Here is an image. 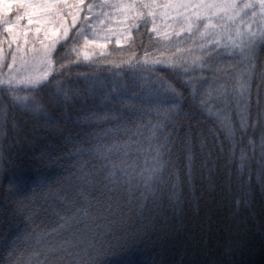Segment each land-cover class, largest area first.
<instances>
[{"label": "trees", "instance_id": "16d2710c", "mask_svg": "<svg viewBox=\"0 0 264 264\" xmlns=\"http://www.w3.org/2000/svg\"><path fill=\"white\" fill-rule=\"evenodd\" d=\"M168 1L146 0L160 6L138 9L145 18L148 11L156 13L146 24L125 10L132 0H23L33 5L23 9L15 6L20 0L0 3V20L11 22L0 23V79L21 81L13 77V67H35L33 61H41L44 48L66 28L67 41L60 40L51 49L53 67L82 62L85 54L93 57V66L81 63L54 80L50 77L52 83L63 81L72 90L66 102L57 103L52 88L29 93L23 84L16 86L20 96L35 95L43 112L24 108L0 87V264H264V43L257 40L252 53L232 57L226 55L232 49L222 47L229 35L239 43L237 31L264 32L259 0H236L241 7L245 3L254 7L246 16L220 21L211 37L220 41L221 47L215 49L198 32H182L186 26L175 17H163L162 5ZM46 3L66 7L50 15L41 7ZM17 15L22 18L17 20ZM136 23L141 27L132 30ZM78 30H84L87 43L77 37ZM145 53L151 60L169 58L149 79L182 93L177 109L181 114L167 121L158 115L152 89L136 101L138 116L126 114L120 122L88 119L112 110L102 103L99 92L89 95L93 81L85 80V75L107 82L111 72L118 71L111 64ZM209 54L210 65L232 73L220 78L229 89L235 75L250 76L243 128L242 107L229 97L225 114L231 137L220 119L199 106L200 99L193 101V89L183 80L196 77H181L169 66ZM197 75L209 81L217 78L208 71ZM211 87L203 85L200 98L206 100ZM159 107L170 110L173 105ZM212 107L222 109L223 104L214 101ZM161 124L163 130H156L158 140L153 144H164L168 138L159 158L163 168L145 187L139 173L158 166L148 149L152 126ZM130 137L139 139L144 154L102 155ZM110 162L135 164L136 172L118 174L113 185L106 179ZM17 176L23 178L18 191L9 186Z\"/></svg>", "mask_w": 264, "mask_h": 264}, {"label": "snow or ice", "instance_id": "6c2138e0", "mask_svg": "<svg viewBox=\"0 0 264 264\" xmlns=\"http://www.w3.org/2000/svg\"><path fill=\"white\" fill-rule=\"evenodd\" d=\"M0 3H3V0H0ZM18 9L31 8L33 5L25 4L23 0H20L19 3L15 5ZM46 14L58 15L59 9L66 7V5L59 3H46L41 6ZM118 7V6H117ZM160 8L159 5H155L151 2H146V0H132L125 8L126 11L133 13L132 19L135 21H142L147 23L148 19H154L156 13L153 11L147 12V18H145V13L139 11L138 9H149V8ZM167 7L175 10V19L179 24L185 25L181 29L185 33H194L198 32L203 39H207L210 43V47L215 49L221 47L220 41L217 40L213 42L211 37L216 34V30L220 28L219 20L227 17L229 20L234 19L235 17L247 15L246 10L253 9L254 5L250 3H245L242 7L237 4L236 0H177L176 3L169 4ZM259 7L264 14V0H259ZM252 15L255 16V11L252 12ZM22 17L17 15L16 19L20 20ZM217 21V22H214ZM0 23L8 25L11 22L8 20H0ZM73 27L76 25V21L73 20ZM132 30H139L141 23H136L131 26ZM9 32L11 28L7 29ZM158 37L159 33L155 28L150 29ZM69 30L64 29L62 36L57 37L52 41L51 45L46 46L43 50V59L41 60L42 69L41 74L35 77H29L27 79L13 82L12 79L3 80L0 79V87H6L8 92L12 95V99L23 106L26 109H29L33 112H43L44 106L37 100L35 95H25L20 96L16 94V86L18 84L24 85V90L29 93H36L42 88H52L54 89L53 95L57 98L56 102L59 103L62 99L63 101H68L72 98L71 89L65 88L63 81H56L52 83L50 77L55 79L57 75H63L64 72L70 71L73 66H93L91 61L93 57L90 55H83L82 62L78 59L77 62L73 65H60L59 68L53 67V62L49 59L51 55V49H54L56 44L60 40L67 41ZM83 36L85 43H87L88 37L85 34L84 30L77 31V37ZM236 36L239 37V43L231 35L227 37V43H224L222 47L227 49H232L231 52H227L228 57L235 56L237 54L243 55L245 52L252 53L254 51L257 40L264 43V32L259 33L247 31L240 32L237 31ZM63 47V44L60 45ZM73 52L79 55V49L73 48ZM101 53V58L103 57ZM15 57L13 56V60ZM169 59L168 57H163L161 59L151 60L149 54L145 53L142 58H137L135 55L129 58L128 61H122L119 64H111V69H117L118 71L111 72V78L105 82L99 80L98 77H89L85 75V80H92V84L88 89L90 96H96L99 92L102 97V103L108 105L112 110L110 114L104 116H97L95 113L88 119H98L104 121H115L120 122L125 120V115H137L141 112V109L138 108L136 101L142 98V95L145 90L151 91L155 89L156 96L152 101L157 104L155 111L158 115L161 113L165 121L171 120L174 116H179L181 113L177 111L181 104L180 97L182 93L176 91L175 87L171 84H166L161 82L159 84L153 83L149 77L153 74V70L158 65H162L165 61ZM212 60V55L209 54L204 57H196L190 63L185 64L184 62L171 64L169 65L175 71L179 72L181 77H193L196 79H184L183 83L193 89L192 99L196 101L200 99V107L202 109H207L209 115H215L218 119L221 120V123L224 127L227 128L228 135L231 137L234 133L231 127L228 116L225 114L227 108L230 106L229 97L230 94L235 100L238 107H242L241 112V127L246 126V112H247V100L246 96L249 91V81L250 76L247 73H239L234 77V87L229 89L226 84L220 83L221 77H227L232 75L228 69L220 68L218 66H212L209 64V61ZM135 61V62H133ZM11 67V65H8ZM212 72L213 76L217 77L214 80L209 81L207 77L198 76V73L203 72ZM147 74V75H146ZM127 77V79H125ZM205 84H211L212 87L209 91L205 93L207 99L200 98L199 93L203 90L202 86ZM199 86V87H198ZM219 101L223 104L222 109H213L212 102ZM162 104H172L173 107L170 110H165L159 105ZM163 125H153V134L149 138V153H154L151 156V160L155 161L158 166L152 168H144L140 170L139 178L143 180L145 187H150L151 183H154L156 179L159 178L163 164H160L159 158L162 155V149L165 148L167 144V137H165L164 144H153L154 140H158L156 137V130H163ZM137 137L141 135L140 131L137 130L135 133ZM77 151H82L77 149ZM95 151L100 152V148L97 147ZM144 149L140 146L139 139L132 140L130 137L128 142L124 144H114L112 147L108 148L105 153L102 155H109L113 152L120 153L123 152L125 158L128 157L129 152H134L137 154H144ZM149 162L148 157H145V163ZM107 167V176L106 179L109 180L113 185L116 183V178L119 175L128 176L130 172H136L135 164L129 166L126 163L123 166L111 163ZM0 171H2V165H0ZM144 172H148L147 177L144 176ZM126 183L130 186L131 180H127ZM9 186L12 189L19 190L23 186L22 177H14L9 181ZM78 211H81L78 209ZM84 215H87L86 210H84ZM63 227V225H61ZM71 245V242H69Z\"/></svg>", "mask_w": 264, "mask_h": 264}, {"label": "rangeland", "instance_id": "374dc122", "mask_svg": "<svg viewBox=\"0 0 264 264\" xmlns=\"http://www.w3.org/2000/svg\"><path fill=\"white\" fill-rule=\"evenodd\" d=\"M177 0H170L166 3H164L162 5V11H163V17L164 18H167V17H175V10L172 9V8H169L167 7V5L169 4H173V3H176ZM106 18V17H104ZM221 20L218 21L219 24H221L220 22ZM214 22H217V21H214ZM35 67H31V66H27V65H24V66H15L13 67L12 69V75L15 79L19 80H24V79H27L29 77H35L37 75H40L41 74V67H42V64H41V61L40 59H35L32 63V65H35Z\"/></svg>", "mask_w": 264, "mask_h": 264}]
</instances>
